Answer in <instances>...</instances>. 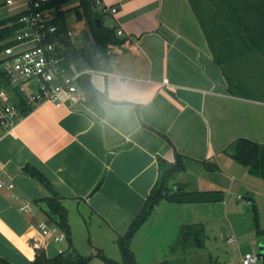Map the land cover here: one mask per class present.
Returning a JSON list of instances; mask_svg holds the SVG:
<instances>
[{
	"label": "crops",
	"instance_id": "crops-1",
	"mask_svg": "<svg viewBox=\"0 0 264 264\" xmlns=\"http://www.w3.org/2000/svg\"><path fill=\"white\" fill-rule=\"evenodd\" d=\"M204 2L103 0L116 10L106 14L108 26L120 31L123 40L111 47L109 75L90 76L92 86L107 97L104 114L84 101L44 102L0 137L1 258L32 263L34 227L47 220L39 212L44 204L35 201L53 196L66 208L77 252L81 239L115 242L158 180L157 158L173 163L176 155L184 171L170 186L227 191L222 201L202 207L211 212L208 220L216 215L214 207L229 212L221 230L235 229L241 237L236 264L244 253L264 255V178L235 162L230 151L239 138L264 146V30L226 26L222 17L215 25ZM26 165L42 173L50 188L30 177ZM7 183L14 187L8 190ZM23 202L31 203L32 213L18 210ZM185 205L191 204L160 201L143 225L153 219L146 225L150 229L140 233L142 226L136 235L154 250L151 243L159 235L166 237L170 224L174 235L183 225L197 224L196 217L184 222L181 215L165 219L158 214L164 209L183 214ZM253 207L263 230L259 236ZM55 244L47 240L39 247L48 257L68 249V243L64 250ZM130 250L135 257V249Z\"/></svg>",
	"mask_w": 264,
	"mask_h": 264
},
{
	"label": "trees",
	"instance_id": "trees-1",
	"mask_svg": "<svg viewBox=\"0 0 264 264\" xmlns=\"http://www.w3.org/2000/svg\"><path fill=\"white\" fill-rule=\"evenodd\" d=\"M68 1L70 0H53L50 3V6H55L57 8L56 18L53 20V24L58 26V33L60 32V34H62V39L58 40V43L64 44L62 46H65L64 51L66 55L62 60V64L67 69L69 64H73L78 70L108 69L112 57L111 47L121 44L123 40L118 37L117 31L114 27L104 26L102 22V14L97 12L94 8L92 9L89 0H79V4L75 9L81 10L83 17L86 18L87 26L91 33V41L86 45L75 47L71 38L66 35V32L69 30L65 25L67 20L66 12L68 13L71 11V8L68 10L62 9ZM190 1L193 2L194 0ZM198 5L199 2L193 5L196 12ZM203 6L205 7L207 15L208 12L211 13V16L209 15V17H211L210 19H214L213 23L215 25L219 22L220 17H222L225 22L224 25L226 26L231 25L235 28H244L246 32L253 31V28L264 30V0H205ZM95 19L100 20V28L95 27ZM8 22V20H0V52L6 45L11 43L9 40L12 38L16 30V27ZM260 37L264 40L263 36ZM247 38L250 37L247 35ZM255 41L256 43H263L259 39H256ZM90 76L91 75L81 76L78 80V86L82 91L86 105L98 115L102 116L104 114L102 105L107 101V97L104 93L97 91L92 86ZM0 84L7 86V81L3 78L1 69ZM15 95L16 97H19L17 100L21 114L26 116L33 107L26 105L24 99L20 97L18 92H16ZM230 151L231 157L235 162L247 167L252 175L264 178L263 145L256 144L245 138H239L230 146ZM181 160L182 158L179 155H176V160L173 163L166 162L160 157L157 158L159 170L158 180L147 196L141 210L129 223L125 233L122 236H119L116 240L119 250L123 255V260L115 261L108 258L102 254L100 250L92 256L100 259L103 264H137L134 260L133 253L130 250V244L134 236L147 221L160 201L175 204H194L213 203L223 200V194L219 191H186L182 185L174 184L173 186H170L169 182L178 173L184 171V165ZM24 171L45 187L50 188L48 180L35 168L26 165L24 166ZM35 202L44 204V207L40 208L41 211L39 210V212L47 219L45 220L46 222L65 231L68 249L67 251L58 253L53 257H48L43 248H36L31 264H88L92 259V256L82 255L72 246L70 227L67 221V211L61 198L53 196L42 198ZM252 209L254 229L259 236L262 235L263 230H261L259 226L255 208L253 207ZM193 226L194 225L181 226L177 237L180 238L181 234H183L182 237H185L186 235L193 236ZM194 242L195 246H200V242L195 236ZM0 264L11 263L0 257ZM156 264H169V260L165 259Z\"/></svg>",
	"mask_w": 264,
	"mask_h": 264
},
{
	"label": "built area",
	"instance_id": "built-area-1",
	"mask_svg": "<svg viewBox=\"0 0 264 264\" xmlns=\"http://www.w3.org/2000/svg\"><path fill=\"white\" fill-rule=\"evenodd\" d=\"M53 0H1L0 8L6 9L7 14L0 20H8L16 28L14 35L0 52V69L7 86L0 84V137L9 133L23 116L18 106L16 92L24 99L26 105L33 108L37 105L50 102L60 106L64 102L79 103L84 98L79 89L78 80L83 75L101 74L108 76L106 70L81 69L73 64L68 70L63 64L64 57H60L55 47L64 51V44L58 43L62 34L58 33V26L53 24L57 8L50 6ZM93 8L102 15L114 13L103 3V0H93ZM120 35L121 32L117 31ZM71 38V30L66 32ZM13 183H7L6 188L11 190ZM15 198L14 194H11ZM240 198V197H238ZM31 203L23 202L18 210L30 214ZM34 236L36 248H40L47 240L53 243L66 241L65 231L39 221L35 225ZM231 240V239H230ZM264 261L261 253H244L239 264H256Z\"/></svg>",
	"mask_w": 264,
	"mask_h": 264
},
{
	"label": "rangeland",
	"instance_id": "rangeland-1",
	"mask_svg": "<svg viewBox=\"0 0 264 264\" xmlns=\"http://www.w3.org/2000/svg\"><path fill=\"white\" fill-rule=\"evenodd\" d=\"M89 1H90L89 4H91V7L93 9L92 0ZM78 4H79V0H70L62 7V9L68 10L69 8H71V11H74V9L77 8L76 6ZM75 10H79V9H75ZM6 14L7 11L2 6L0 8V18L4 17ZM101 16L104 26H108V24L110 23L108 21V15H101ZM65 25L67 29L71 30L73 33L71 37L73 45L75 47H80L81 44L79 38L81 34L87 31L89 32L86 18L83 17L81 20H76L75 22H70V23L67 22L66 20ZM210 173H215V172L210 171ZM176 184L181 185L179 183ZM217 191L221 192L224 198L227 197L226 190L219 189ZM237 203L239 202H236L235 204ZM204 204H212V203H194L188 205L187 207L185 205V207H183L185 208L183 214H181L180 211L178 212V214L173 212L171 213L166 209H164L163 213L162 211L159 212L158 214H160V217H164L165 219L166 217H171L173 215L174 216L181 215V217L184 219L183 220L184 222L192 221L194 217H196L197 221L199 222L197 224H189L190 226L194 225L193 236L186 235L185 237H182L183 234H181L180 238L177 237L179 231L177 232V234L174 235L175 230L172 224H170L167 227L169 231L171 230V232H169L166 235V237H160L161 235H159L158 236L159 239L156 237L155 238L156 242L151 243V245L155 246L156 248L154 250L151 248L150 244H148L150 242L147 239H145L142 235L138 234L134 236L132 240V245L130 244V246L132 250L135 249L136 251L134 257L135 262L137 264H156V262L160 261L161 259L162 260L168 259L169 264H236L237 262L236 260H234L235 258L234 256L239 255L238 249H240L243 246L241 237L239 234H237L235 229L234 230L223 229L224 231L221 230L222 225L224 223L225 224L227 223L225 222V216L229 215V212L226 215L223 212V208L218 209L217 207H214L216 215L213 218H210L209 221L207 215L211 214V212L209 213V211L203 209L202 206H204ZM152 220L153 219H151L150 223L147 224H151ZM146 225L141 228L140 233H142L143 230L149 228L146 227ZM171 228H173V232ZM243 231H244L243 226H240L238 228V232L243 233ZM149 234L152 236L153 233L151 230ZM194 236L200 242L199 247L194 245L195 243ZM229 237H232L230 241H228ZM96 241H97L96 243L93 242L89 243L83 241L82 239L79 240L77 246L80 253L86 256H92L96 254L98 250H100L101 253L108 258H111L115 261L123 260V255L119 250L116 241L115 242L112 241L102 242L101 240H96ZM55 245L59 247L61 250H64L67 246V242L63 241L56 243ZM249 250L253 252L255 249L252 248ZM88 264H103V263L97 257L92 256V259L89 261Z\"/></svg>",
	"mask_w": 264,
	"mask_h": 264
},
{
	"label": "water",
	"instance_id": "water-1",
	"mask_svg": "<svg viewBox=\"0 0 264 264\" xmlns=\"http://www.w3.org/2000/svg\"><path fill=\"white\" fill-rule=\"evenodd\" d=\"M83 18V14L81 12V10H74V11H69L67 13V20L68 22H75L76 20H81ZM94 24L96 28H100L101 24H100V20L99 19H95L94 20ZM90 32H84L82 34V36L80 37V43L81 45H86L91 41L90 38ZM56 51L58 52L60 57H65V52L61 51L60 48L58 46L55 47Z\"/></svg>",
	"mask_w": 264,
	"mask_h": 264
}]
</instances>
